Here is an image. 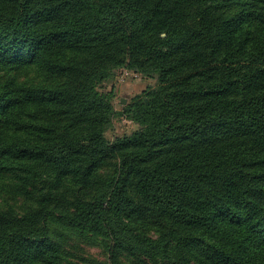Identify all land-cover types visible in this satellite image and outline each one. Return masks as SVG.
I'll return each mask as SVG.
<instances>
[{"label": "trees", "instance_id": "1", "mask_svg": "<svg viewBox=\"0 0 264 264\" xmlns=\"http://www.w3.org/2000/svg\"><path fill=\"white\" fill-rule=\"evenodd\" d=\"M121 68L156 83L108 141ZM2 192L0 264H74L52 223L109 264H264V0H0Z\"/></svg>", "mask_w": 264, "mask_h": 264}, {"label": "rangeland", "instance_id": "2", "mask_svg": "<svg viewBox=\"0 0 264 264\" xmlns=\"http://www.w3.org/2000/svg\"><path fill=\"white\" fill-rule=\"evenodd\" d=\"M12 72L18 82H33L38 79V72L34 68H24L19 72ZM11 77V73H8ZM155 79H150L136 73L132 70L121 68L117 70L113 79L104 83L100 91L113 92L111 100L115 116L110 128L106 131L105 136L108 141H113L116 137L129 134L137 129V126L128 120L122 111L128 105L131 99L142 92L149 86L155 85ZM12 179L8 180L9 185L14 184ZM71 192L75 189L72 183H68ZM0 203L10 205L17 211L23 212L29 207V203L24 198H12L2 192L0 194ZM53 234L59 239L60 247L65 251L67 259L74 264H109L108 256L105 252L104 245L100 239L90 236H83L70 233L67 234L65 227L58 226L54 223L50 225ZM64 230V231H63ZM146 231L152 234L151 229Z\"/></svg>", "mask_w": 264, "mask_h": 264}]
</instances>
